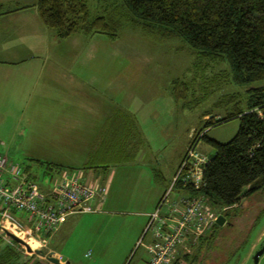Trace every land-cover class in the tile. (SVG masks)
I'll return each mask as SVG.
<instances>
[{
  "label": "rangeland",
  "instance_id": "obj_1",
  "mask_svg": "<svg viewBox=\"0 0 264 264\" xmlns=\"http://www.w3.org/2000/svg\"><path fill=\"white\" fill-rule=\"evenodd\" d=\"M36 2L0 0V13H7L0 16V155L26 170L41 187L72 168L83 170L89 180L96 178L107 194L99 211L68 216L50 248L45 235L41 237L46 243L41 244L27 238L33 250L28 253L0 228V249L8 245L19 264L48 262L35 250L46 257L56 251L61 262L69 264H144L149 243L145 213H151L169 189L188 146L196 144L209 158L213 150L203 135L230 141L239 119H224L237 106L245 110L248 89L264 81L235 84L227 62L199 59L197 50L182 40L158 37V28L145 30L130 21L122 23L115 38L79 32L61 39L42 23L35 8L15 11ZM88 5L92 16L110 9L116 18L123 15L118 0H90ZM177 79L184 84V99L178 103L171 95ZM114 108L135 115L136 134L130 132L127 139V131L121 132L107 170L86 169L89 152ZM209 119L213 125L207 124ZM138 137L142 150L131 159L128 154L135 151ZM48 164L59 168L49 169ZM230 209L215 208L223 215L229 212L226 223L208 230L206 239L187 241L179 264L192 259V264H223L228 255L224 264H253L264 244V192L243 197ZM9 213L32 229L23 212ZM203 242L207 244L199 251ZM258 264H264V254Z\"/></svg>",
  "mask_w": 264,
  "mask_h": 264
},
{
  "label": "trees",
  "instance_id": "obj_2",
  "mask_svg": "<svg viewBox=\"0 0 264 264\" xmlns=\"http://www.w3.org/2000/svg\"><path fill=\"white\" fill-rule=\"evenodd\" d=\"M89 1L37 0L32 6L15 11L35 8L42 23L61 39L79 32L88 36L103 33L115 38V31L125 21L140 25L145 30L158 28L154 32L158 37L182 40L188 47L197 50L199 59L212 63L227 62L235 84L264 81V0H118L123 8V15H118L119 18L113 15L112 9L105 10L103 15L97 13L99 15L92 16ZM183 86L179 79L172 83L171 95L177 103L184 99ZM246 106L245 110L237 106V110L224 119H239L238 131L230 141L221 143L202 136L213 152L203 168L204 187L200 193L214 208L230 209L243 197L264 192V85L248 89ZM207 124L213 125V120L209 119ZM135 130V117L117 111L106 126L100 146L84 168L107 170L108 165L113 163L110 156L112 151L115 152L121 132L127 131L123 135H127L128 139L130 132L136 134ZM142 143L141 137H138L136 146L133 144L134 149H140ZM131 150L128 155L133 159ZM48 165L49 169L59 168ZM176 187L195 193L190 188H183L180 183ZM203 237L206 239V235ZM206 244L200 243L198 250ZM17 259V254L8 245L0 249V264H19ZM193 261L188 260V264ZM33 264L50 263L36 260Z\"/></svg>",
  "mask_w": 264,
  "mask_h": 264
},
{
  "label": "built area",
  "instance_id": "obj_3",
  "mask_svg": "<svg viewBox=\"0 0 264 264\" xmlns=\"http://www.w3.org/2000/svg\"><path fill=\"white\" fill-rule=\"evenodd\" d=\"M207 161L196 144L188 146L169 189L148 215L144 230L145 236L149 235V243L145 245L148 259L144 264H179L181 248H186V242L203 236L217 225L219 216H224L200 193ZM61 171L59 178L44 189L26 170L22 171L18 164L0 155V205L3 207L0 218L3 225L7 223V227L0 226L1 231L10 229L17 237L35 239L41 244V240L46 243L41 236L48 239L68 215L97 212L91 202L102 199L107 187L96 183L95 179L87 180L83 170ZM178 183L195 193L178 189ZM173 192L176 198L169 199ZM10 211L23 212L33 223L32 229L17 223ZM54 255L50 251V256ZM85 256L89 257L90 253Z\"/></svg>",
  "mask_w": 264,
  "mask_h": 264
},
{
  "label": "crops",
  "instance_id": "obj_4",
  "mask_svg": "<svg viewBox=\"0 0 264 264\" xmlns=\"http://www.w3.org/2000/svg\"><path fill=\"white\" fill-rule=\"evenodd\" d=\"M1 7V6H0ZM21 7H25V6H21ZM21 7H18V8H21ZM17 8V9H18ZM15 10V9H14ZM12 11V12H15V11ZM5 14H7V13H0V16H2V15H5ZM9 64H15V63H9ZM3 91H4V89L3 88H1V90H0V96H1V94H3ZM120 109H118V108H114L113 109V111H112V113H111V115L109 116V118L106 120V121H108V123H109V121L115 116V114H116V112L117 111H119ZM121 111V110H120ZM124 112H127V113H129V114H132L134 117H135V115L133 114V113H131V112H129V111H124ZM135 119H136V117H135ZM136 122H137V120H136ZM107 123V124H108ZM102 136H103V134H102ZM102 136H101V138L99 139V142L96 144V147H94L93 148V150L91 149L90 150V152H89V155H88V159H87V162H86V164H85V166H88V164H89V161L91 160V157H92V155L95 153V151L98 149V147L100 146V144H101V142H102ZM142 149H138L137 151L135 150L134 152H131L132 154V156L136 159V157L138 156V153L141 151ZM69 169H71V168H69ZM63 170H65V169H63ZM52 179V182H54V180L56 181V179H58V178H55V179H53V177L51 178ZM91 179H95L96 180V178H91ZM87 180H89L88 178H87ZM96 183H97V181H96ZM51 185V184H50ZM50 185H48V186H50ZM47 186V187H48ZM44 188V187H43ZM44 189H46V188H44ZM107 194V193H106ZM105 197H106V195L102 198V199H96V200H94V201H92L93 203H96L95 204V207L94 208H96L98 211L100 210V208L104 205V202H105ZM91 202V203H92ZM157 206V205H156ZM156 208V207H155ZM0 213H1V210H0ZM150 213L149 212H147V213H145V215H146V217L148 218V215H149ZM71 215H73V214H71ZM68 216H70V215H68ZM68 216L64 219V221L60 224V226L58 227V229L56 230V231H54L53 233H51V234H49V236H48V243H47V245H49V248H50V243L52 242V240H53V238H56L57 237V235H58V233L60 232V230H61V227H62V225L65 223V221H66V219L68 218ZM148 222V221H147ZM0 235H1V233H0ZM6 239V238H5ZM50 250H52V249H50ZM53 252V251H52ZM55 253V255L56 256H58L59 258H62L56 251L54 252Z\"/></svg>",
  "mask_w": 264,
  "mask_h": 264
},
{
  "label": "water",
  "instance_id": "obj_5",
  "mask_svg": "<svg viewBox=\"0 0 264 264\" xmlns=\"http://www.w3.org/2000/svg\"><path fill=\"white\" fill-rule=\"evenodd\" d=\"M226 223V219L224 216H219L218 220H217V225L219 227H222L224 224ZM3 232L5 234V236L7 238H10L12 241H14L15 243L22 245L23 247H25L26 251L28 253H32L33 250L30 248V246L21 238L17 237L16 235H14L13 233L3 229ZM35 253L37 255H39L40 257H45L46 260L50 263V264H69V262H61V260H59V258L54 257V256H45V253L41 250H35ZM264 254V244L262 245V247L254 254L253 256V264H258L259 258Z\"/></svg>",
  "mask_w": 264,
  "mask_h": 264
},
{
  "label": "bare ground",
  "instance_id": "obj_6",
  "mask_svg": "<svg viewBox=\"0 0 264 264\" xmlns=\"http://www.w3.org/2000/svg\"><path fill=\"white\" fill-rule=\"evenodd\" d=\"M21 239L24 240V241H26V238L21 237ZM27 242H30V241H27ZM30 243H31V242H30ZM31 244H33V243H31ZM36 246H37V245H35V248H37ZM39 247H40V246H39Z\"/></svg>",
  "mask_w": 264,
  "mask_h": 264
},
{
  "label": "flooded vegetation",
  "instance_id": "obj_7",
  "mask_svg": "<svg viewBox=\"0 0 264 264\" xmlns=\"http://www.w3.org/2000/svg\"><path fill=\"white\" fill-rule=\"evenodd\" d=\"M238 250V249H237ZM226 252V250H224V253Z\"/></svg>",
  "mask_w": 264,
  "mask_h": 264
}]
</instances>
